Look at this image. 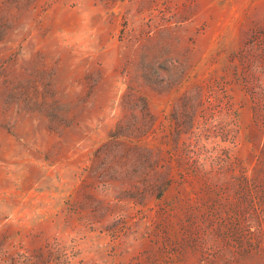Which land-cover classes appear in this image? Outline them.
<instances>
[{"label":"rangeland","instance_id":"374dc122","mask_svg":"<svg viewBox=\"0 0 264 264\" xmlns=\"http://www.w3.org/2000/svg\"><path fill=\"white\" fill-rule=\"evenodd\" d=\"M0 264H264V0H0Z\"/></svg>","mask_w":264,"mask_h":264}]
</instances>
